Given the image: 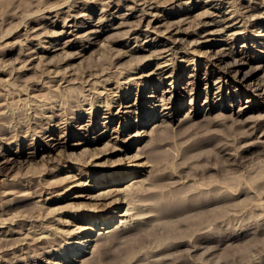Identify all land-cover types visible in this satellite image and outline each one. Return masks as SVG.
<instances>
[{
    "label": "rangeland",
    "instance_id": "1",
    "mask_svg": "<svg viewBox=\"0 0 264 264\" xmlns=\"http://www.w3.org/2000/svg\"><path fill=\"white\" fill-rule=\"evenodd\" d=\"M180 1L0 0V123L9 126L11 131L10 127L14 125L16 128L21 127L17 135L16 132H8L0 136V139L2 136L6 137L0 140V190L4 192L6 186L12 188L11 185H19V190H15L16 193L19 191V194H12L19 195V198L16 196V200L13 199L15 201H10L13 198L10 194H0V218L3 219L4 215L5 218H12L16 214L18 217L15 219L20 218L19 214H24L21 218H29L31 213L33 215L30 217H38L37 213L42 214L44 211L48 216L53 214V218L46 224L49 229H54L52 232L56 233L59 228L60 234L56 235L63 234L62 238L59 236L55 239L56 244L46 248L50 254L43 256L44 258L40 252L42 250L38 247L46 245L36 243L30 245L35 246L34 249H26L22 245L21 251L5 255L3 260L8 256L13 261L19 259L22 264H81L83 260L90 258L94 248V242L90 240L97 236V229L105 228L103 224L111 220L110 226L119 225L120 217L128 208L122 194L119 209L115 210L118 214L109 220L100 221V217L91 211L97 202H101L96 199L98 195L115 188L124 192L132 185L145 181V184H148L147 190L151 191L141 196L139 204L141 209L147 204H152L153 207L150 206L153 209L146 206L141 212L146 214L147 210L150 215L157 214L150 216L153 217L152 222L148 217V223L155 220V225L165 219L164 222H168L165 215L157 212V207L161 204L173 200L171 203H174L175 209L169 219L171 228L168 232H164L165 229L159 224L161 228L155 230L157 234L153 232L158 239H153V236L151 244L149 243V247L153 244L157 246L159 243H170L171 249L153 255L150 264H156L162 257L168 256L171 259L173 257L170 259L171 264L175 263V258L180 264H264V0ZM183 2H186V5ZM244 26L251 32H257L251 37L242 33L239 37L233 35L239 30H244ZM161 50L164 52H160ZM143 59L146 61L142 65ZM131 67L135 69H130ZM105 68L107 70H104ZM141 74H144L143 77ZM188 75L192 77H186ZM93 82L95 84H92ZM78 83H82L80 86L86 84V88L80 87ZM18 89L22 94L16 97V92H20ZM31 89L33 92H29ZM175 91L178 92V97L170 102ZM51 95H54L53 99L58 100H52ZM70 96L72 101H69ZM46 97H51V100ZM86 98L90 100H85ZM54 102L58 104L55 106ZM76 102L82 105L78 107ZM51 105L55 106L56 110ZM248 106L255 109L250 113L238 115L240 109ZM39 109H42V112ZM71 111L73 113H70ZM6 114L11 116L12 121L10 116L8 120ZM58 114L62 117L59 118L61 115ZM2 115L7 120H2ZM55 115H58V118ZM249 116H252L249 118L250 123L247 118ZM27 119L31 121L29 124ZM245 119L244 125L241 120ZM234 120L239 125L236 122L234 125ZM211 121L218 124L215 125ZM219 121H222L221 124ZM32 122L38 124L32 126ZM80 123L88 124L87 133L72 131ZM93 124H96L95 129ZM65 125L72 127L71 130L68 131V126ZM232 125L238 130L239 126L240 129L242 126L244 128L237 131ZM42 127L47 130L40 129ZM157 127L162 130L158 131ZM63 129L67 133L65 136ZM208 131L212 132L210 135L218 134L219 139L220 135L230 138V146L234 142L232 148L228 147L229 152L223 149L229 155L225 154V151L222 155L206 150L205 136ZM137 133H140L138 138L132 139ZM156 134L165 139L167 137L169 142L165 141L164 144L161 140V147H153L151 137ZM196 136L202 138L197 139ZM58 138L61 142L53 148ZM99 139L101 140L98 141ZM151 139L152 142L149 143ZM218 141L216 139L214 142ZM148 144L151 146L147 148ZM33 146H39L41 152L20 158L21 153H32ZM223 147L225 146L222 145ZM139 148L143 149V152L147 151L144 153L146 156H137L140 153ZM88 149L90 152H85ZM91 151L96 152L94 157L87 155ZM230 151L234 155H230ZM81 152H84V156ZM15 156H19V162H11ZM126 160H133V163L142 165L133 173L134 170L130 168L132 164L129 165ZM120 164L126 169L121 172L117 168L115 173L123 177L117 178L119 183L115 186H110V182H107L106 187L102 185L100 188H94L92 186L98 185L94 175L82 174V171L101 173V168H115ZM110 178L109 176L108 179ZM147 179L154 183H148ZM22 184L25 185L23 188L20 186ZM33 189L37 194L24 199ZM147 193L150 196L146 195ZM57 194L64 198H57ZM165 194L170 198H165ZM186 196H189L188 206H184L181 201L185 200ZM50 197L57 200L42 202ZM9 202L14 204L9 205ZM69 203L72 206L74 203L78 204L76 206L84 205L85 209L89 208V204H94V207L73 218L60 215L68 208L66 205ZM20 204L23 205L22 212L26 208V212L29 210L28 217L26 213H19ZM60 206L66 208L60 209ZM13 210L15 214H12ZM51 210L55 211L49 213ZM2 211L5 214H1ZM108 216L111 215H107V218ZM157 217L161 219L157 220ZM60 218L61 222L57 221ZM63 220L67 225L62 223ZM199 222L204 224L202 227L205 229H202L205 232L201 230L203 239L195 241L198 226L201 228ZM5 224H2V230L9 227L8 223L7 226ZM86 224L93 228L82 235L78 234L79 229ZM147 224L146 228L152 225L148 224L147 227ZM10 227L19 230L14 225ZM36 229L40 236L52 237L49 231L40 234V230ZM21 232L7 237L15 241L14 237L26 236L25 230ZM29 237H32L31 234ZM27 240L29 239H23L21 242H28ZM77 242L81 245L78 246ZM146 246L137 250H141L139 254L148 250L149 247ZM81 250L83 251L80 252ZM128 250L124 249L123 255ZM26 252L30 253L31 258L29 262H22ZM11 255L14 259L10 258ZM130 255L126 256L123 264L131 259ZM177 260L175 261L178 264ZM143 261L146 260L141 262ZM0 264H4L1 257Z\"/></svg>",
    "mask_w": 264,
    "mask_h": 264
},
{
    "label": "bare ground",
    "instance_id": "2",
    "mask_svg": "<svg viewBox=\"0 0 264 264\" xmlns=\"http://www.w3.org/2000/svg\"><path fill=\"white\" fill-rule=\"evenodd\" d=\"M180 1V0H179ZM204 1V0H203ZM67 2V1H66ZM66 2H64V3H66ZM181 2V1H180ZM202 2V1H201ZM206 2V1H205ZM64 3H62V4H64ZM182 3V2H181ZM204 3V2H203ZM183 4L184 5H186V2L184 3L183 2ZM177 5V4H176ZM182 5V4H181ZM180 6V5H179ZM70 7V6H69ZM72 7V6H71ZM77 7V6H76ZM173 7V6H172ZM171 7V8H172ZM52 8V7H51ZM58 8V7H57ZM149 8H151V7H149ZM170 8V9H171ZM255 10V9H254ZM141 11H143V10H141ZM176 11V10H175ZM236 11V10H235ZM248 11V10H247ZM236 12H238V11H236ZM143 13H144V11H143ZM239 13H242V12H239ZM146 14V13H145ZM237 15H238V13H237ZM240 15V14H239ZM258 17V16H257ZM260 17V16H259ZM261 20V19H260ZM254 22V21H253ZM122 25V24H121ZM243 25H245V23L243 24ZM246 26V25H245ZM245 26H244V30H242V31H240L239 30V32H236L235 34H233V35H235V36H238L239 37V35L242 33V35H245V36H252L253 35V33H255V32H257V31H255V32H251L250 30H248L247 29V27L245 28ZM250 27H251V25H250ZM178 30V29H177ZM264 30V29H263ZM179 31V30H178ZM244 31V32H243ZM67 33V32H66ZM176 34H177V31H176ZM189 34V33H188ZM187 34V35H188ZM232 35V36H233ZM242 35H240V36H242ZM261 35V34H260ZM249 37V38H250ZM168 38H170V37H168ZM248 38V39H249ZM241 39V38H240ZM246 39V38H245ZM176 41V40H175ZM72 46V45H71ZM164 50V49H163ZM163 50H161L160 52H164ZM165 51H167V50H165ZM219 52V51H218ZM223 52V51H222ZM221 52V53H222ZM225 53V52H224ZM148 58V57H147ZM146 58V59H147ZM150 58V57H149ZM242 59V58H241ZM238 60V59H237ZM142 61V62H141ZM141 61H139V62H141V64L143 65L145 62L144 61H146V60H141ZM206 61H207V57H206ZM261 61V60H260ZM138 62V63H139ZM164 62V61H163ZM208 62H209V60H208ZM211 62V61H210ZM242 62V61H241ZM211 63H213V62H211ZM238 63V62H237ZM210 64V63H209ZM215 64V63H214ZM234 64V63H233ZM239 64V63H238ZM241 64V63H240ZM232 65V64H231ZM237 65V64H236ZM242 65V64H241ZM175 66V65H174ZM229 67H231V66H229ZM259 67V66H258ZM257 67V68H258ZM138 68H140V67H138ZM130 69H135V67H131ZM103 70V69H102ZM104 70H107L106 68L104 69ZM103 70V71H104ZM129 70V69H128ZM101 71V70H100ZM120 72V71H119ZM174 72V71H173ZM254 72V71H253ZM101 73V72H100ZM99 73V74H100ZM121 73V72H120ZM101 74H103V73H101ZM109 74V73H108ZM112 74V73H111ZM117 74V73H116ZM119 74V73H118ZM122 74V73H121ZM211 74V73H210ZM142 75V77H143V75L144 74H141ZM194 75V74H193ZM146 76V75H145ZM57 77V76H56ZM63 77V76H62ZM141 77V78H142ZM186 77H192L191 75L189 76H186ZM64 78V77H63ZM63 78H61V79H63ZM51 79V78H50ZM98 80V79H97ZM105 80V79H104ZM104 80H102V81H104ZM107 81L109 80V79H106ZM234 80H236V79H234ZM60 81V80H59ZM85 81H87V80H85ZM84 81V82H85ZM56 82V81H55ZM67 81H65V83H66ZM117 83V82H116ZM118 83H119V81H118ZM141 83V82H140ZM68 84V83H67ZM79 84V83H78ZM81 85H82V83H80ZM80 84H79V86H80ZM84 84V83H83ZM90 84V83H89ZM92 84H95L94 82L92 83ZM131 84H133V83H131ZM135 84H137L136 82H135ZM261 84V83H260ZM86 85V84H85ZM85 85H83V86H85ZM144 85V84H143ZM262 85H263V83H262ZM70 86V85H69ZM83 86H80V87H82L83 88ZM88 86V85H87ZM90 86V85H89ZM47 87H49V86H46V88ZM66 87H67V85H66ZM93 86H91V88H92ZM221 86H218V88H220ZM34 88H35V86H34ZM43 88H45V87H43ZM51 87H49V89H50ZM81 88V89H82ZM84 88H86V86L84 87ZM171 88V87H170ZM262 88H264V86L262 87ZM26 89H27V87H26ZM33 89V88H32ZM31 89V90H32ZM37 89V88H36ZM48 89V90H49ZM51 89H53V88H51ZM19 90V89H18ZM39 90V89H38ZM54 90V89H53ZM53 90H51V93H52V91ZM89 91L91 90L90 88L88 89ZM20 92H16V94H15V92H14V94L16 95V97H18V96H21V94H22V92H21V90H19ZM29 91V90H28ZM36 91V90H35ZM55 91V90H54ZM83 91V90H82ZM85 91V90H84ZM138 91V90H137ZM253 91H256V90H253ZM29 92H33V90L32 91H29ZM50 91H48V93H49ZM166 92V91H165ZM167 92H168V90H167ZM24 93V92H23ZM54 93V92H53ZM57 93H58V95H60L59 94V92L57 91ZM74 93V92H73ZM91 93V92H90ZM177 91H175V93H174V95H173V98H172V100L170 101V102H172V101H174V99L176 98V97H178L177 96ZM13 94V93H12ZM25 94V93H24ZM27 94V93H26ZM85 94V93H84ZM93 94V93H92ZM253 94H255V93H253ZM54 95H57V94H54ZM53 95V96H54ZM57 95V96H58ZM73 95V94H72ZM88 95V94H87ZM90 95V94H89ZM88 95V96H89ZM100 96L102 95V93L101 94H99ZM108 95V94H107ZM110 95V94H109ZM28 96V95H27ZM49 96V95H48ZM47 96V97H48ZM53 96L51 95V99L52 100H58V99H53ZM61 96H62V94H61ZM61 96H60V98H61ZM82 96V95H81ZM98 96V95H97ZM172 96V95H171ZM170 95H169V97H171ZM217 96H220V95H217ZM46 97V98H47ZM74 97H76V95L74 94ZM79 97V96H78ZM91 97V96H90ZM102 97H104V96H102ZM106 97V96H105ZM29 98V97H28ZM49 98V99H50ZM55 98V97H54ZM57 98H59V97H57ZM70 98H72L71 96L69 97V101L71 100L72 101V99H70ZM83 98H84V96H83ZM93 98H95V97H93ZM93 98H92V100H93ZM263 98V97H262ZM27 99V98H26ZM36 99V98H35ZM48 99V98H47ZM48 99V100H49ZM50 99V100H51ZM68 99V98H67ZM66 99V100H67ZM75 99V98H74ZM82 99V98H81ZM97 99V98H96ZM95 99V100H96ZM23 100V99H22ZM25 100V99H24ZM49 100V101H50ZM76 100H77V98H76ZM85 100H90V99H88V98H86ZM84 100V101H85ZM32 101H34V100H32ZM38 101V100H37ZM73 101H75V100H73ZM82 101H83V99H82ZM82 101L80 100L79 102H81L82 103ZM99 101V100H98ZM106 101H109V99H106ZM38 102H41V101H38ZM45 102H47V101H45ZM86 102H88V101H86ZM92 102V101H91ZM93 102H95L96 103V101H94L93 100ZM92 102V103H93ZM261 102V101H260ZM21 103H23V102H21ZM28 103H30V102H28ZM27 103V104H28ZM42 103H44V101L42 102ZM51 103V102H50ZM53 103V102H52ZM51 103V104H52ZM65 103H66V101H65ZM77 103V102H76ZM84 103V102H83ZM95 103H93V104H95ZM25 104V103H24ZM36 104H37V102H36ZM47 104H48V102H47ZM54 104H55V106L58 104H56L55 102H54ZM53 104V105H54ZM64 104V103H63ZM68 104V103H67ZM74 104V103H73ZM78 105H79V103H77ZM87 104V103H86ZM90 104V103H89ZM92 104V105H93ZM26 105V104H25ZM30 105V104H29ZM41 105H43V104H41ZM46 105V104H45ZM50 105V104H49ZM65 105V104H64ZM68 105H70V104H68ZM80 105H82V104H80ZM80 105L78 106V107H80ZM91 105V104H90ZM31 106V105H30ZM35 106V105H34ZM36 106H38V105H36ZM52 106V105H51ZM55 106L53 107L52 106V108H54L55 109ZM58 107V106H57ZM63 107V106H62ZM61 107V108H62ZM65 107H67L66 105H65ZM64 107V108H65ZM95 107H96V105H95ZM99 107V106H98ZM126 107V106H125ZM128 107V106H127ZM25 108V107H24ZM36 108V107H35ZM34 108V109H35ZM68 108H70V106L68 107ZM92 108V107H91ZM23 109V108H22ZM21 109V111H23ZM26 110H27V108H25ZM74 109H76V107L74 108ZM73 109V110H74ZM110 109V108H109ZM255 108H253V107H251V106H248L247 108H245V109H240L239 111H238V115H240L241 116V114H245V113H250L251 111H253ZM10 110V109H9ZM29 110V109H28ZM40 110V109H39ZM42 110V109H41ZM40 110V111H41ZM51 109H49V111H50ZM56 110V109H55ZM62 110V109H61ZM60 110V111H61ZM64 110H66V109H63V111ZM70 110H72V109H70ZM70 110H68V111H70ZM35 111V110H34ZM44 111V110H43ZM47 111V110H46ZM52 111V110H51ZM62 111V112H63ZM42 112V111H41ZM53 112V111H52ZM66 113H67V111H65ZM64 112V113H65ZM123 112V111H122ZM127 112V111H126ZM27 113V112H26ZM39 113V112H38ZM66 113L63 115V116H65L66 115ZM70 113H73V111H71ZM41 114H43V113H41ZM56 114V113H55ZM62 114V113H61ZM61 114H58V115H61ZM97 114V113H96ZM58 115H55V116H57V118H58ZM91 115V114H90ZM125 115V114H124ZM3 116V115H2ZM9 116L10 115H8L7 116V114H6V117H8V120H9ZM17 116V115H16ZM31 116H33V115H31ZM52 116V115H51ZM54 116V115H53ZM52 116V117H53ZM68 116V115H67ZM72 116V115H71ZM13 117V116H12ZM33 117H35V116H33ZM33 117H31V118H33ZM51 117V118H52ZM60 117H62V115L61 116H59V118ZM70 117V116H69ZM68 117V118H69ZM74 117V116H73ZM73 117H70V118H73ZM2 118V117H1ZM4 118V119H3ZM3 118H2V120H7L6 118H5V116H3ZM16 118V117H15ZM14 118V119H15ZM29 118V117H28ZM43 119H44V117H42ZM67 118V117H66ZM67 118V119H68ZM248 118V120H249V118H252V116H249V117H247ZM10 119H11V116H10ZM47 119V118H46ZM56 119V118H55ZM64 119H65V117H64ZM63 119V121H66V120H64ZM21 120V119H20ZM23 120H25V118L23 119ZM34 120V119H33ZM32 120V121H33ZM47 120H49V119H47ZM54 120V119H53ZM58 120V119H57ZM93 120V119H92ZM248 120H247V122H248ZM11 121H12V119H11ZM14 121V120H13ZM19 121V120H18ZM27 121H28V119H27ZM26 121V122H27ZM36 121V120H35ZM45 121V120H44ZM51 121H52V119H51ZM50 121V122H51ZM59 121V120H58ZM164 121V120H163ZM240 121V120H239ZM243 121H246V119L245 120H241V122L243 123ZM7 122V121H6ZM15 122V121H14ZM19 122H21V124H22V121H19ZM26 122H25V124H26ZM31 122V121H30ZM29 121H28V124L30 123ZM37 122V121H36ZM46 122V121H45ZM60 122V121H59ZM68 122V121H67ZM220 122V121H219ZM222 122V121H221ZM221 122H220V124H221ZM223 122H225V121H223ZM237 123V125H239L238 124V122L237 121H235L234 120V122H233V124L235 125L236 123ZM240 122V123H241ZM39 123H40V121H39ZM57 123V122H56ZM69 123V122H68ZM67 123V124H68ZM211 123H213L212 121H211ZM217 123V122H216ZM227 124H228V122H226ZM241 123V124H242ZM245 123V122H244ZM243 123V124H244ZM249 123H250V120H249ZM6 124H8V123H6ZM20 124V123H19ZM18 124V125H19ZM31 124H33L32 126H36L37 124L35 123V122H32ZM48 124V123H47ZM54 124V123H53ZM213 124H215V123H213ZM218 124V123H217ZM217 124H215V125H217ZM219 124V125H220ZM226 124V125H227ZM241 124H240V126H241ZM22 125H24V124H22ZM49 125V124H48ZM48 125L46 126V127H48ZM52 125V124H51ZM55 125V124H54ZM88 125V124H87ZM86 125V123H85V125L84 124H78L72 131H74V132H86L87 131V129L89 128L88 126ZM95 125L96 124H93V127H94V129H95ZM222 125H223V123H222ZM221 125V126H222ZM245 125V124H244ZM15 126V125H14ZM14 126H12V127H10L11 129H12V131L11 130H9V126H5V124H2V123H0V136L1 135H5V133H8V132H16L15 134L17 135L18 134V130L21 128H19L18 126H17V124H16V126H17V128L16 127H14ZM28 126V125H27ZM30 126V125H29ZM28 126V127H29ZM44 126V125H43ZM63 126V125H62ZM65 126H68V131L69 130H71V128L72 127H70L69 125H65ZM240 126H239V130H238V128H237V131H240L241 129H243L244 128V126H242V128L240 129ZM23 127V126H22ZM26 127V126H25ZM39 127V126H38ZM41 127V126H40ZM46 127H45V129L42 127V128H40V129H44V131H46L47 129H46ZM107 127V126H106ZM156 127V126H155ZM154 127V128H155ZM158 127H160V126H158ZM158 127L156 128L158 131L160 130V128L158 129ZM248 127V126H247ZM252 127V126H251ZM250 127V128H251ZM61 128V126L59 127V129ZM232 128H234L233 127V125H232ZM236 128H234V129H236ZM27 129H29V128H27ZM30 129H32V128H30ZM36 129V128H35ZM39 129V128H38ZM39 129V130H40ZM52 129V128H51ZM67 129V128H66ZM247 129H249V128H247ZM257 129V128H256ZM21 130V129H20ZM162 130V129H161ZM160 130V131H161ZM167 130H168V128H167ZM25 131V130H24ZM35 131V130H34ZM43 131V130H42ZM63 131H64V129H63ZM169 131V130H168ZM26 132H27V130H26ZM26 132H22V133H26ZM31 132H32V130H31ZM38 132V131H37ZM154 131H152V133H153ZM211 131H208L207 132V134L209 135V136H207V134H206V136H205V138H206V142H205V147H206V150L207 151H209V152H213V153H215V154H218V153H224V151L225 150H229V146H230V142L231 141H229V139L227 138V137H221V135H220V139H222V140H220L219 139V136H218V134L216 135V134H209ZM235 132H236V130H235ZM29 133V132H28ZM33 133H35V132H33ZM62 133V132H61ZM87 133V132H86ZM85 133V134H86ZM142 133V132H141ZM212 133V132H211ZM10 134V133H9ZM12 134H14V133H12ZM14 134V135H15ZM49 134V133H48ZM65 134H67L65 131H64V136H65ZM76 134V133H75ZM121 134V133H120ZM154 134V133H153ZM153 134H152V136H153ZM163 134V132L162 133H160V135H162ZM11 135V134H10ZM21 135V134H20ZM28 135V134H27ZM83 135V134H82ZM140 135V133H137L136 134V136L134 137V138H132V139H137L138 138V136ZM13 136V135H12ZM24 136H26L25 134H24ZM23 136V137H24ZM34 136V135H33ZM39 136V135H38ZM45 136V135H44ZM59 136V135H58ZM155 137H151L152 139H153V142H152V139H151V141L149 142V143H151V145L154 147L155 146V148H156V145L157 146H159L160 145V147L163 145L162 143L164 142V144H165V141H167L166 139H168L167 137H166V139H165V137H163V136H158V134H156V135H154ZM215 136V137H214ZM216 136H218V137H216ZM243 136V135H242ZM5 137V136H4ZM3 136H2V138L1 139H3L4 138ZM14 137V136H13ZM22 137V136H21ZM27 137V136H26ZM28 137H30V135L28 136ZM160 137H163V138H160ZM202 138V136L201 137H199V136H196V138ZM263 137V136H262ZM44 138V137H43ZM197 138V139H198ZM0 139V140H1ZM5 139H6V137H5ZM15 139H18V138H15ZM23 139H25V138H23ZM160 139V140H159ZM165 139V140H164ZM219 140L218 142H214L215 140ZM57 140V143L55 144V146H53V148L54 147H56L57 145H59L60 144V142L61 141H58L59 140V138L58 139H56ZM101 139H99L98 141H100ZM129 140H131V139H126V141H129ZM158 140H159V142H158ZM163 142H162V141ZM205 140V139H204ZM231 140V139H230ZM13 141H14V139H13ZM12 141V142H13ZM232 141H234V139H232ZM6 141H4V143H5ZM15 142V141H14ZM46 142V141H45ZM147 142V143H148ZM161 142V143H160ZM167 142H169V140L167 141ZM40 143V142H39ZM232 143H234V142H232ZM232 143H231V146H232ZM30 144V143H29ZM32 144V143H31ZM44 144H46V143H44ZM162 144V145H161ZM6 145H8V144H6ZM10 145V144H9ZM85 145V144H84ZM150 144H148L147 145V148H148V146H151ZM222 145H224L225 147H223L222 148ZM48 146H50V144L48 145ZM85 146H87V144L85 145ZM145 146H146V144H145ZM221 146V147H220ZM230 146V147H231ZM2 147V146H1ZM233 147V146H232ZM231 147V148H232ZM12 148V147H11ZM51 148V147H50ZM142 148V147H141ZM141 148H139V151H140V153L139 154H137V156L139 157V156H141L142 157V155H145L146 156V154H144L145 152H147V151H142L143 149H141ZM157 148H159V147H157ZM228 148V149H227ZM0 149H2V148H0ZM32 149H34V151H32V153H21L20 154V158L22 157V156H26V157H29L30 155H33V154H35V153H37V152H41V149L39 150V146H36V148H35V146H33V148ZM52 149V148H51ZM144 149H146V148H144ZM223 149H225V150H223ZM234 149V148H233ZM264 149V148H263ZM11 150V149H10ZM44 150V149H43ZM48 150H49V147H48ZM124 150H125V148H124ZM123 150V151H124ZM89 151V149L86 151L85 150V152H88ZM227 151H225V154L227 153L228 155H229V151L227 152ZM232 151V150H231ZM230 151V155H234V153L232 154V152ZM234 151V150H233ZM236 151V150H235ZM234 151V152H235ZM3 152V151H2ZM90 152V151H89ZM82 153H84V152H81L80 154L81 155H83ZM184 153V152H183ZM183 153H180L181 155H183ZM223 153H222V155H223ZM1 154H3V153H1ZM264 154V153H263ZM5 155V154H4ZM13 155V154H12ZM86 155V154H85ZM87 155H96V152H93V151H91V153L90 154H87ZM98 155V154H97ZM235 155H237L236 153H235ZM84 156V155H83ZM91 156V158H93ZM136 156V155H135ZM148 156H150V155H148ZM184 156V155H183ZM18 158H19V156L17 157V156H15L12 160H11V162H15V161H18ZM86 158H88V157H86ZM181 158V157H180ZM9 159H11V158H9ZM86 160V159H85ZM122 160V159H121ZM120 160V161H121ZM134 160V159H133ZM133 160H131V161H129V160H126V161H129V165H130V163L132 164V167H130V168H132L133 170H134V172L133 173H135V170L138 168V166L139 165H142V164H140V163H133ZM4 161H5V159H4ZM8 160H6V162H7ZM119 161V159L117 160V162ZM123 161V160H122ZM121 161V162H122ZM19 162V161H18ZM87 162V161H86ZM120 162V163H121ZM5 163V162H4ZM10 163V162H9ZM84 163V162H83ZM87 163H89V162H87ZM119 163V162H118ZM123 163V162H122ZM126 163H128V162H126ZM1 164V163H0ZM8 164V163H7ZM12 164V163H11ZM85 164V163H84ZM83 164V165H84ZM93 164V163H92ZM4 165V164H3ZM90 165V164H89ZM88 165V166H89ZM111 165V164H110ZM2 166V165H1ZM0 166V170L2 169V167ZM85 166V165H84ZM93 166V165H92ZM95 166H96V164H95ZM98 166V165H97ZM128 166V165H127ZM143 166H144V164H143ZM86 167V166H85ZM91 168V167H90ZM117 168L121 171V172H123L126 168L125 167H122L121 166V164H120V166H115V168H113V166H111V168H109V167H106V168H101L100 170H102V172L101 173H96L95 174V172L93 173V172H86V171H82V174L84 175V176H87V175H89V176H91V175H94V179H96V183L98 184V185H94V186H92V187H94V188H97V187H102V185L103 186H105L106 185V183L107 182H110V186H115V185H117L116 183H119V181H118V177L119 178H122L123 176L121 175V176H119V174H116L115 172H116V170H117ZM129 168V167H128ZM96 170V169H95ZM111 177L110 178V180L108 179L109 178V176ZM179 175H181V174H179ZM71 177H73V176H71ZM179 177V176H178ZM183 178V177H182ZM187 178H189V177H187ZM104 179H106L105 181H104ZM148 180V183H149V181H150V179H147ZM9 181V180H8ZM37 181V180H36ZM39 181V180H38ZM57 181V180H56ZM13 181H11V183H12ZM32 182V181H31ZM143 182V183H142ZM185 182H186V180H185ZM10 183V182H9ZM33 183V182H32ZM31 183V184H32ZM35 184H37L36 182H34ZM33 183V184H34ZM41 183V182H40ZM83 183V182H82ZM139 183V182H138ZM145 183H147V182H145V181H141L140 182V184H134V185H132L131 187H129V188H127V191H124V192H122V191H119L120 189H112V190H108V191H106V192H101V195L99 194L98 196L99 197H97L96 199H98V201H99V199H100V204H98L99 202H97L96 204L97 205H95V207H94V204H92L93 206H90L91 204H89V208L88 207H86L87 209H85V207H84V205L82 206H76V204L74 205L73 203V206L71 205V203H69V204H67L66 206H68V208L67 209H65V210H63L62 212H61V214L60 215H68V216H71L72 218L73 217H75V216H77V214H82V213H84V212H86V211H89L90 209H92V207H94L93 208V210H91L96 216H98V217H100V221L103 219V221H106V220H109L110 218H112V217H114V215H116V211L115 210H117V209H119V202L121 201V195L122 194H124V196L122 197V198H124V200L126 199V202L128 203V208H127V210H126V212H125V214H122V216L120 217V221H119V225H112V226H110L111 224V221L110 222H108V223H104L103 225H105L106 227L105 228H99V229H97V230H99L98 231V233H97V236L95 237V238H92L90 241H93L94 242V248H93V250L91 251V255H90V258H88V259H85V260H83V262L81 263V264H91V263H96V264H108V263H112V264H123V261L127 258L126 256L129 254H131V255H133V256H131L130 255V257H131V259L130 260H128V262L127 263H130V264H150L151 263V257L153 256V255H155L156 253H158V252H162V251H166V250H168V249H171V244L169 243L168 245H167V243L166 244H163L162 243V245H157L156 246V244L154 245L153 243V246H150L149 247V243L151 244V241H152V238H153V236H154V233H156L155 232V230L157 229V228H161V227H163V230L165 229V231L164 232H168V230L171 228L170 226V222H169V219H170V216L172 215V212H173V210H175L174 209V207H173V204L174 203H171L173 200H170L169 202H167L166 204H158L157 203V205H160V207H157L158 209H157V212H158V214L159 213H161V215H165V218H167V220H168V222L166 223V222H164V221H166V219L165 220H161V222L163 221L164 222V224H162L161 222H159L158 221V223L157 224H153L154 223V221H153V223H151L152 221H151V218H153L154 217V215L156 216L157 214H148L147 213V210H146V214H145V212H143V214H142V210H144V209H146V206H148V204L147 205H145V208L144 207H142V208H144V209H141V205L139 204V202H140V199H141V196H143V195H145V193L146 192H149V191H151V189H149V190H147L148 189V187H147V185L145 184ZM150 183L151 184H153L152 183V181H150ZM6 184V183H5ZM13 184V183H12ZM21 184V183H20ZM39 184V183H38ZM150 184V185H151ZM24 184H22V185H20L21 187L23 186ZM146 185V186H145ZM149 185V186H150ZM18 186L19 185H11V187L12 188H9L8 186H6L5 187V190H4V192H1V190H0V194H4V193H7V194H10V195H12L14 192H15V190L16 189H18ZM25 186V185H24ZM23 186V187H24ZM33 186V185H32ZM35 186V185H34ZM37 186V185H36ZM40 186V185H39ZM43 186V185H42ZM41 186V187H42ZM22 187V188H23ZM26 187H28L27 189H29V185L27 184L26 185ZM31 187V186H30ZM81 187V186H80ZM106 187V186H105ZM147 187V188H146ZM37 188H38V186H37ZM37 188H36V191H37ZM44 188V187H43ZM35 189V188H34ZM33 189V191L31 190V191H29V193H27V194H29V195H26L25 197H24V199H26V197H29L30 195H34V194H37V192H35V190ZM19 190V189H18ZM3 191V190H2ZM166 191H167V189H166ZM19 192V191H18ZM16 193V194H19V193ZM54 192V191H53ZM56 192V191H55ZM126 192V193H125ZM14 193V194H15ZM115 193V194H114ZM149 194H151V192L149 193ZM148 193L146 194V195H148V196H150ZM168 194V193H167ZM58 196H57V198L59 197H63V196H61V195H59V194H57ZM166 195V194H165ZM165 195H163L165 198L166 197H168L167 195L165 196ZM187 195V194H186ZM0 196H2V195H0ZM17 195H12V197L13 198H11L12 200H10V201H15L16 200V198L18 197L19 198V195L16 197ZM53 196V195H52ZM190 196V195H189ZM189 196H186L185 197V200L184 199H181V201L183 202V205L184 206H188V197ZM31 197V196H30ZM29 197V198H30ZM69 197V196H68ZM95 197V196H94ZM146 197V196H145ZM21 198H23V197H21ZM57 198H55V197H50V198H47V199H45V200H42V202L44 203V202H51V201H53V200H57ZM64 198V197H63ZM143 199H144V197H142ZM148 198V197H147ZM168 198H170V197H168ZM183 198V197H182ZM13 199H15V200H13ZM91 199V198H90ZM94 199V198H93ZM21 200V199H20ZM95 200V199H94ZM162 200V199H161ZM26 201V200H25ZM63 201V200H62ZM96 201V200H95ZM143 201V200H142ZM167 201V200H166ZM0 202H1V200H0ZM28 202V201H27ZM26 202V203H27ZM94 202V201H93ZM122 202H123V200H122ZM125 202V203H126ZM174 202V201H173ZM2 203V202H1ZM11 203V204H10ZM16 203V202H15ZM28 203H30V202H28ZM90 203V202H89ZM92 203V202H91ZM95 203V202H94ZM12 204H14V202H9V205H12ZM8 205V204H7ZM8 205V206H9ZM25 206H27L28 207V205L27 204H24ZM78 205V204H77ZM87 206H88V204H86ZM152 207H153V205L152 204H150ZM148 206V207H151V206ZM6 206V205H5ZM23 206V205H22ZM22 206H21V204H20V208H21V211L19 212L18 211V209H17V211L19 212V213H21L22 212ZM66 206L65 207H62V206H60L59 208L60 209H63V208H66ZM144 206V205H143ZM154 206H155V204H154ZM15 207V206H14ZM18 208H19V205L17 206ZM91 207V208H90ZM151 207V208H152ZM9 208V207H8ZM7 208V209H8ZM16 208V207H15ZM24 208V207H23ZM156 208V207H155ZM27 209V208H26ZM26 209L22 212V213H26L25 215H27V217H28V214H30V212H29V210L26 212ZM29 209V208H28ZM153 209V208H152ZM10 210V209H9ZM8 210V211H9ZM31 210V209H30ZM34 210H35V208H34ZM149 210V209H148ZM8 211H7V213H8ZM32 211H33V209H32ZM53 211H55V210H53ZM52 210L49 212V213H52L53 212ZM128 211H132L131 213H129ZM155 211V210H154ZM15 212H16V210H15ZM17 212V213H18ZM37 212V211H36ZM71 212V213H70ZM121 212V211H120ZM149 212V211H148ZM150 212H151V210H150ZM153 212V211H152ZM156 212V211H155ZM2 213H4L3 211L1 212V214ZM28 213V214H27ZM55 213V212H54ZM5 214V213H4ZM10 214V213H9ZM12 214H15L14 213V210H13V213ZM40 214V215H39ZM37 213V216L39 217V219H38V217H36V216H34V217H30V216H32L33 215V213H31V215L29 216V218H26V217H23L24 216V214H21V215H23L22 217L23 218H21V215L19 214V216H20V218H17V219H15V217L17 216V214H16V216L14 215V217H12L13 215H10V217H12V218H5L4 216H3V219L2 218H0V236L1 235H3V236H5L4 238H0V257H1V261H3L4 262V264H22L20 261H18L17 259L15 260V261H13L12 259H9L8 258V256H7V258H5L6 260H3V258L2 257H4L5 255H10V254H12V253H14V252H16V251H18V250H20L21 251V248L20 247H22V245L23 246H25V248L27 249H29V247L31 248V247H33L32 249H34V247L35 246H30V245H36V243H41V244H44V245H46L45 247H43L41 244V246L40 247H38L39 249H41L42 251H40L41 253H42V257L44 256H47V255H49L50 254V252L49 251H47V249L46 248H48V247H50L51 248V244H56V243H54L56 240V238H59V236L58 235H56V233L58 234L59 233V228H58V230H56V231H58V232H56L55 233V231L54 232H52L50 229H49V226L48 225H46V224H48L47 223V221H49L50 220V218H53V217H51V215H53V214H50V216H48V213H44V211L42 212V214H41V212L40 213ZM118 214V213H117ZM120 214V213H119ZM57 215H59V214H57ZM56 215V216H57ZM94 215V216H95ZM107 215H111V216H108V218H107ZM149 215V216H148ZM1 217H2V215H0ZM6 216H7V214H6ZM150 216H153V217H150ZM163 216H161V217H163ZM18 217V216H17ZM36 217V218H35ZM54 217H55V215H54ZM80 217H82V215L80 216ZM119 217V216H118ZM148 217H150V221L151 222H147L146 221V219L148 218ZM161 217L160 218H158L157 217V220H159V219H161ZM58 218V217H57ZM69 218V217H68ZM54 219H56V218H54ZM61 219L62 218H60L59 220H57V221H59V222H61ZM77 219V218H76ZM156 219V218H155ZM163 219V218H162ZM75 220V219H74ZM79 220V219H78ZM153 220V219H152ZM14 221H16L15 222V224H13V222ZM56 221V220H55ZM69 221V220H68ZM66 221H64L63 220V222L62 223H64V224H66L65 223ZM70 222H71V220H70ZM9 224V227H10V225H14V227H16V228H19V230H15L14 228H7V230H2L1 228H2V224ZM58 223V222H57ZM152 224L151 225V227L150 228H146L145 226H146V224ZM203 223V222H202ZM5 224V225H6ZM53 224V223H52ZM117 224V223H116ZM148 224H147V227H148ZM162 225L161 227H160V225ZM201 223L199 222V225H200ZM67 225V224H66ZM65 225V226H66ZM100 225V224H99ZM154 225V226H153ZM204 224H201L200 226H201V228L199 229V226H198V229H197V238L195 239V241H197V240H202L203 239V236H202V232L204 231V227H202ZM7 226V225H6ZM29 226V227H28ZM50 227H51V225H50ZM95 227V226H94ZM28 228V229H27ZM36 228H38L39 230H40V234H42V233H46V232H50V234L52 235V237L50 236H43V235H39L38 234V231H37V229ZM93 227H91L89 224H86L85 225V227H82V228H80L79 230V233L78 234H83V233H86L87 232V230H91ZM202 228H204V229H202ZM2 230V231H1ZM22 230H25V232H27V233H25L26 234V236L25 237H23L22 235V238H21V236H19L20 238H18V236H17V238L16 237H14L13 239H15V241L13 240L12 241V239H11V237H10V239H8V235H11V234H17V233H20ZM157 230H159V229H157ZM161 231H163L162 229H160ZM201 230H202V232H201ZM154 232V233H153ZM159 232V231H158ZM196 232V231H195ZM195 232H194V235H195ZM205 232V231H204ZM21 233H23V232H21ZM20 233V234H21ZM62 233H63V231H62ZM61 233V234H62ZM77 233V232H76ZM31 234V236L32 237H29V235ZM49 234V235H50ZM60 234V233H59ZM66 234H69V233H66ZM157 234V233H156ZM156 234H155V236H154V238L153 239H155L156 240V238H157V236H156ZM159 235H160V233H158ZM201 234V235H200ZM24 235V234H23ZM39 235V236H38ZM63 235V234H62ZM62 235L60 236V238H62ZM71 235V234H70ZM86 235H89V234H86ZM37 238H36V237ZM196 236V235H195ZM195 236H193V237H195ZM7 237V238H6ZM84 237H86V236H84ZM156 237V238H155ZM160 238H161V235H160ZM23 239H29L30 240V242H31V244H30V242H29V240H27L28 242H21V241H23ZM66 239V238H65ZM80 239V238H79ZM82 239V238H81ZM158 239V238H157ZM61 240V239H60ZM85 240V239H84ZM59 241V240H58ZM85 241H88V240H85ZM34 242V243H33ZM155 242V241H154ZM163 242V241H162ZM194 242V241H193ZM58 243V242H57ZM178 243V242H177ZM180 243H181V241H180ZM179 243V244H180ZM77 244H78V246H80L81 245V243L80 242H77ZM183 244V243H182ZM145 245H147L146 247H149V248H147L148 250H146V251H143V253L142 254H139L140 253V251L142 250V248L145 246ZM38 246V245H37ZM88 247V245L87 246H85L84 247V249L85 248H87ZM145 247V248H146ZM20 248V249H19ZM36 248V247H35ZM139 248H141V250L138 252L137 250H139ZM45 249H46V251H45ZM124 249H129L128 251H126V253L123 255V250ZM23 250V249H22ZM35 250H37V249H35ZM33 252H34V250H32ZM39 251V250H38ZM83 250H81L80 252H82ZM29 252H31V250L29 251ZM37 252V251H36ZM23 253H25L24 251H23ZM32 254V253H31ZM38 254V253H37ZM15 255H17V253H15ZM33 255V254H32ZM35 255H36V253H35ZM13 258V256L11 255L10 256V258ZM14 257H16V256H14ZM35 257V256H34ZM37 257V256H36ZM40 257V256H39ZM43 257V258H44ZM49 257V256H48ZM17 258V257H16ZM23 258V257H22ZM31 258V256H30V253H28V252H26V256L22 259V262L23 261H28L29 262V259ZM7 259H9V260H7ZM14 259V258H13ZM143 259H145L146 261L144 262H141ZM171 258H170V256H168V257H162L161 258V261L160 262H155L156 264H171V260L173 259V257H172V259L170 260ZM34 260V259H33ZM175 260H177V258H175ZM174 260V262L176 263V261ZM40 261V260H39ZM42 261V260H41ZM178 261V260H177ZM2 263V262H1ZM126 263V264H127ZM174 263V264H175ZM55 264H57V262L55 263ZM173 264V263H172ZM177 264V263H176ZM178 264H180L179 263V261H178Z\"/></svg>",
    "mask_w": 264,
    "mask_h": 264
}]
</instances>
